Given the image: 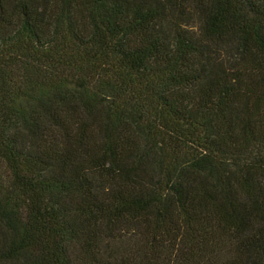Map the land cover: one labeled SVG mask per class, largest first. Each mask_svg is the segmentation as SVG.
Returning <instances> with one entry per match:
<instances>
[{
  "label": "trees",
  "instance_id": "1",
  "mask_svg": "<svg viewBox=\"0 0 264 264\" xmlns=\"http://www.w3.org/2000/svg\"><path fill=\"white\" fill-rule=\"evenodd\" d=\"M0 264H264V0H0Z\"/></svg>",
  "mask_w": 264,
  "mask_h": 264
}]
</instances>
